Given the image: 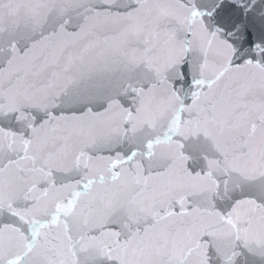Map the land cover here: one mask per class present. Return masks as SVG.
Returning <instances> with one entry per match:
<instances>
[{
  "label": "snow or ice",
  "instance_id": "1",
  "mask_svg": "<svg viewBox=\"0 0 264 264\" xmlns=\"http://www.w3.org/2000/svg\"><path fill=\"white\" fill-rule=\"evenodd\" d=\"M0 264H264V0H0Z\"/></svg>",
  "mask_w": 264,
  "mask_h": 264
}]
</instances>
